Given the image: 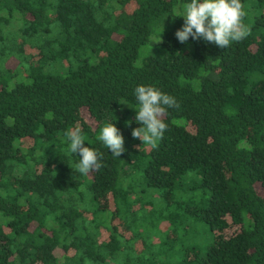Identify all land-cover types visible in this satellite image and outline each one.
Wrapping results in <instances>:
<instances>
[{"label":"trees","instance_id":"16d2710c","mask_svg":"<svg viewBox=\"0 0 264 264\" xmlns=\"http://www.w3.org/2000/svg\"><path fill=\"white\" fill-rule=\"evenodd\" d=\"M130 1L0 0V49L23 58L0 61V264H264V0L225 49L176 38L191 0ZM138 85L180 105L155 147L132 136ZM77 126L103 153L88 175Z\"/></svg>","mask_w":264,"mask_h":264},{"label":"clouds","instance_id":"9594fccd","mask_svg":"<svg viewBox=\"0 0 264 264\" xmlns=\"http://www.w3.org/2000/svg\"><path fill=\"white\" fill-rule=\"evenodd\" d=\"M247 15L241 0H191L183 4L184 24L175 33L181 43L203 39L221 49L229 47L233 42H241L250 34V28L244 24ZM138 107L135 121L142 125L132 129L134 139L142 141V145L157 146L168 130L165 116L169 109L179 108L177 99L152 85H138L135 89ZM132 121L126 122L131 127ZM70 152L78 154L79 162L76 171L88 175L102 167L103 153L93 147H86V138L81 127H73L65 133ZM114 157H120L125 151V137L116 124L108 123L97 137ZM140 147V146H138Z\"/></svg>","mask_w":264,"mask_h":264},{"label":"rangeland","instance_id":"374dc122","mask_svg":"<svg viewBox=\"0 0 264 264\" xmlns=\"http://www.w3.org/2000/svg\"><path fill=\"white\" fill-rule=\"evenodd\" d=\"M135 3H137L136 0H131L130 3L128 4L129 6L127 5L126 9L127 8H130V6L134 5ZM36 39H38V38H34V39L33 38H30L27 41V44L26 45L27 46L28 45L31 46L33 43L36 44ZM40 41H41V39H39L38 44H40ZM29 46L27 47V53L30 56H32L33 53H35L34 51L36 49L29 50L28 49ZM2 51H3V53H2ZM30 56L28 57L29 61H30ZM21 57L16 56L15 54L11 53L7 49H0V61L3 64H5V65H7L9 67H14V66H15V68L16 67H20L21 66L20 65V59H21V61H23V58H21ZM259 190L261 191L260 193H262V190L260 188H259ZM227 220L229 221V218ZM229 223H230V227L227 230H225V232H222L223 236L226 237V238H229V237L237 234L240 231V227L232 225L230 221H229Z\"/></svg>","mask_w":264,"mask_h":264}]
</instances>
